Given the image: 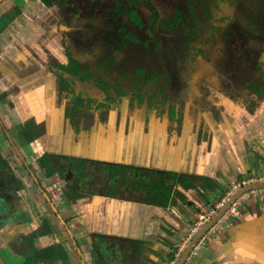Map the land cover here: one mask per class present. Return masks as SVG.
Instances as JSON below:
<instances>
[{
  "label": "flooded vegetation",
  "instance_id": "1",
  "mask_svg": "<svg viewBox=\"0 0 264 264\" xmlns=\"http://www.w3.org/2000/svg\"><path fill=\"white\" fill-rule=\"evenodd\" d=\"M205 153L264 174V0H0L5 264H159L106 205L190 220L229 184L187 173ZM165 229L162 264L185 235Z\"/></svg>",
  "mask_w": 264,
  "mask_h": 264
},
{
  "label": "crops",
  "instance_id": "2",
  "mask_svg": "<svg viewBox=\"0 0 264 264\" xmlns=\"http://www.w3.org/2000/svg\"><path fill=\"white\" fill-rule=\"evenodd\" d=\"M159 148L157 147V150ZM218 155L219 154L215 153L206 155L205 153V158L202 161H197L190 158V160L186 162L187 164H185L187 173H195L211 180V182H215L216 171L219 169H223L225 172V176H223L221 180L225 182L228 181L229 183L240 173H244L245 170H247L249 167L248 161H245V159H242L240 157L238 158L237 155L233 157L234 160L230 158V161H225L222 156ZM156 163L157 166L163 165V161L160 160H157ZM228 164L234 168L233 172L231 173L227 168ZM182 165L184 164L182 163ZM223 193V188H221L219 193H212L211 190H204V197H209V199L203 204L214 201ZM104 212L106 215L104 219L106 220L101 226L102 231L108 234H119V236L138 239L142 242H145V246L152 251V256L148 255L149 261H151L152 259L155 263H157L156 258H160L161 262L159 264H162L167 258V252L164 253L160 246V243H158L159 240L162 239L160 233L162 227L164 229L173 228L175 231H178V238L187 232L191 224L190 220H181V218H179L178 216L168 213V210L165 211L162 208L153 206H151V209H148L143 206H134L133 204H128L122 201H110L106 205V209L104 210ZM145 213L147 214V216H145ZM237 220L238 219L233 216L223 224V227L226 228L227 226H231L232 224L237 222ZM211 241H213V236L201 243L199 253L196 256V258H198L192 259L189 264H218L211 253H209V250H207L205 254H202V252L205 251ZM216 255L218 258H221L224 254L218 252ZM73 264H76V262H74ZM225 264L231 263L226 262Z\"/></svg>",
  "mask_w": 264,
  "mask_h": 264
},
{
  "label": "water",
  "instance_id": "3",
  "mask_svg": "<svg viewBox=\"0 0 264 264\" xmlns=\"http://www.w3.org/2000/svg\"><path fill=\"white\" fill-rule=\"evenodd\" d=\"M255 189H264V183L249 185L236 192L227 201L224 208L218 211L192 238L176 264H184L190 250L236 198L243 193ZM249 203L254 204V207L242 214L238 212L235 215L238 220L231 226H227L226 228L222 226L219 232L213 236V241L208 244V247L202 254H205L209 250V253H211L218 264H225L226 262L231 264H264V200H255ZM112 238L120 239L124 243L132 242V239H129V237ZM218 252L224 255L218 258L216 255ZM142 261H144L143 256L140 255L137 263L142 264ZM143 263L149 264L148 262ZM0 264H5L1 257Z\"/></svg>",
  "mask_w": 264,
  "mask_h": 264
},
{
  "label": "built area",
  "instance_id": "4",
  "mask_svg": "<svg viewBox=\"0 0 264 264\" xmlns=\"http://www.w3.org/2000/svg\"><path fill=\"white\" fill-rule=\"evenodd\" d=\"M264 183V174H252L249 176H243L240 178H235L229 182L228 187L224 190V193L216 198L214 201L206 204L199 205L194 213V221L189 226L188 231L182 237L180 242L174 247L171 257L167 259L164 264H176L180 258L181 253L184 248L189 244L192 238L204 227V225L214 217L218 211L224 208L227 201L239 190L253 184ZM261 196L264 197V189L250 190L243 193L238 198H236L220 215V217L215 221V223L206 231L204 236L199 240L197 244L194 245L190 251L186 263L190 261L199 253L200 245L204 240H207L211 236H214L219 232L223 224L229 220L231 217L235 216L240 209L241 204L244 201L252 202L259 200Z\"/></svg>",
  "mask_w": 264,
  "mask_h": 264
},
{
  "label": "rangeland",
  "instance_id": "5",
  "mask_svg": "<svg viewBox=\"0 0 264 264\" xmlns=\"http://www.w3.org/2000/svg\"><path fill=\"white\" fill-rule=\"evenodd\" d=\"M59 34V33H58ZM60 35V34H59ZM33 70V68H32ZM257 163V162H256ZM252 165L251 166V169H255ZM220 189H221V184H216V185H213L210 190L212 191V193H219L220 192ZM259 200H264V197L261 196V198ZM254 207V204H250L248 201H244L241 206H240V209H239V212L240 214L244 213L245 211H249L250 209H252ZM190 221H191V224L193 223L194 221V218H190ZM176 237V236H175ZM13 259V258H12ZM7 262V261H6ZM8 263V262H7ZM11 263V262H10ZM9 264V263H8Z\"/></svg>",
  "mask_w": 264,
  "mask_h": 264
},
{
  "label": "trees",
  "instance_id": "6",
  "mask_svg": "<svg viewBox=\"0 0 264 264\" xmlns=\"http://www.w3.org/2000/svg\"><path fill=\"white\" fill-rule=\"evenodd\" d=\"M153 191V190H152ZM155 192L159 195L157 196H160V198L162 200H156V201H151L152 203L151 204H155V205H161V206H165V205H168L170 199H171V190H155ZM156 196V195H155ZM156 196V198H158Z\"/></svg>",
  "mask_w": 264,
  "mask_h": 264
}]
</instances>
